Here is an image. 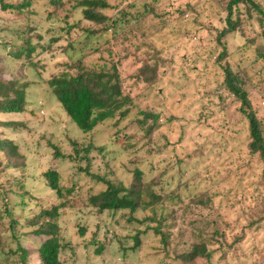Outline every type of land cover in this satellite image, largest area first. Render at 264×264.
Here are the masks:
<instances>
[{"label": "rangeland", "instance_id": "374dc122", "mask_svg": "<svg viewBox=\"0 0 264 264\" xmlns=\"http://www.w3.org/2000/svg\"><path fill=\"white\" fill-rule=\"evenodd\" d=\"M2 1L0 67H6L4 77L20 83L18 89L29 87L25 111L10 117L18 124L0 126V139L11 142L0 149V264H21L19 244L44 241L29 233L35 227L27 221L61 202L64 264H264V162L248 148L241 103L225 90L216 61L223 50L216 37L226 26L229 0H110L113 8L104 11L110 20L94 25L83 19L82 8H74L75 0L60 8L35 0L31 21L2 9ZM238 15L241 31L225 38L223 64L244 81L264 132V25L257 12L253 18L244 10ZM28 36L37 46V69L13 55ZM78 60L92 70L117 65L132 98L126 117L89 133L77 129L48 80L75 73ZM7 94L16 98L14 90ZM74 142L81 150L93 145L91 162L82 151L77 157ZM55 147L67 158L56 157ZM16 151L19 157L13 158L26 166L5 170L6 154ZM88 163L92 172L127 186L140 168L145 189L165 196V206L153 213L167 217L165 237L151 228L158 221L142 222L151 213L137 212L140 221L130 223L123 212L93 207L89 197L105 186L78 170ZM49 169L60 173L62 199L47 184ZM22 198L25 207L19 205ZM194 243L207 245L210 261L184 257ZM36 256L29 264H41Z\"/></svg>", "mask_w": 264, "mask_h": 264}, {"label": "trees", "instance_id": "16d2710c", "mask_svg": "<svg viewBox=\"0 0 264 264\" xmlns=\"http://www.w3.org/2000/svg\"><path fill=\"white\" fill-rule=\"evenodd\" d=\"M2 2V9L6 11L17 12L18 14L25 15L29 21L33 18L32 5L35 0H19L18 2L5 3ZM37 1V0H36ZM70 0H50V3L56 8L65 6ZM74 1V0H72ZM77 4H74V8H82L83 19H86L93 23H106L110 20V16L104 14V11L112 9L113 6L110 0H75ZM227 17L226 26L218 33L216 37L217 44L222 47V51L217 56L216 61L220 63V67L224 71V88L226 91L236 97L241 103L240 111L244 115L248 123V130L250 136V143L248 148L251 154L258 155L262 162H264V132L260 119L258 118L253 104L248 95L245 83L238 77L237 73L233 70L229 63L223 64V60L227 56V45L225 38L235 31H241V23L243 19L239 17L241 11H245L248 18H253L257 12L256 20L260 26L264 25V5L257 0H229L226 7ZM246 16V15H245ZM113 21V20H112ZM114 23L117 20L113 21ZM111 22V23H113ZM73 27H77L74 25ZM112 26L108 25L107 29H111ZM89 34H98L95 29L88 28ZM25 45L18 47L13 55L18 58H24L28 60L27 66L36 68V64L33 60V53L36 52L37 46L32 43L31 38L28 36ZM4 55V54H1ZM2 60V59H1ZM222 65V66H221ZM76 68L75 73L63 72L61 74H54L48 80V86L52 94L56 97L60 103L63 111L67 114L69 119L76 125L77 129L84 133L93 131L98 125L106 122L107 120L117 117H126L130 111L132 105V98L125 94L122 80L120 77L119 69L117 65L113 64L110 67L102 68L101 70H92L84 67L81 60H78L72 65ZM34 69L32 70L34 72ZM0 67V126L17 125L18 121L11 119V116L20 115L25 111V98L26 92L29 87V83H24L22 87L17 88L20 84L13 79H7L4 77V71ZM16 91V98L11 99L7 94L8 91ZM4 116H9L4 119ZM11 143L10 140L0 139V149L4 150L6 144ZM74 152L80 155L83 153V158L91 162L90 154L93 149L91 144L88 147L81 150L77 142L73 143ZM56 149V157L67 158L60 152L58 147ZM7 160L9 159L5 170H9L10 167H25L24 161H18L15 158L19 157L18 151L8 152L6 154ZM13 156H16L13 158ZM73 156V155H72ZM72 156H70L72 158ZM0 162V166H2ZM5 165V164H4ZM24 165V166H23ZM78 170L85 173L89 178L96 180L98 183H102L105 188L98 193L89 197V203L99 211H113L123 212L127 215L128 221L134 223L140 221L134 214L137 212L151 213L146 216L142 221H147L148 224L152 221H158L156 226H151L153 231L161 236L165 237L163 232V221L167 218L162 215L161 218L153 216L157 206H165V196L160 191L154 190L149 187L145 189L142 176L143 171L140 168H136L134 172L135 180L130 185H126L117 179H111L104 177L100 174L91 171V164L83 168L78 167ZM47 184L49 188L55 192L57 198H63V186L60 184V173L56 169H49L45 173ZM170 195V198H174L175 195ZM21 197L24 195L21 194ZM88 200V199H87ZM18 204V202H16ZM25 207L27 201L25 198L21 199L19 204ZM66 205L65 202L58 204H52L50 207H44L35 216L34 220L27 221V224L33 228L32 233L34 236L44 239L38 246L27 244L23 246L19 244V250H21V264H29L31 255H37V259L41 264H64L62 260L63 243L61 239V230L59 224V217L61 216V210ZM14 224H18V220H14ZM151 229V230H152ZM84 233V231H83ZM139 233H142L141 231ZM136 236L135 238H137ZM203 244V245H202ZM194 243L191 252L184 255V257H207L208 261L211 260L212 252L208 250V247L204 243ZM102 249L98 250V253Z\"/></svg>", "mask_w": 264, "mask_h": 264}]
</instances>
